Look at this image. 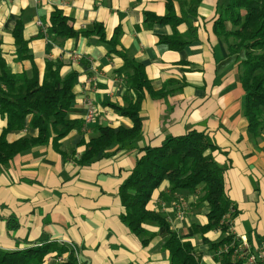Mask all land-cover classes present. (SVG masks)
I'll return each mask as SVG.
<instances>
[{
	"label": "crops",
	"instance_id": "obj_1",
	"mask_svg": "<svg viewBox=\"0 0 264 264\" xmlns=\"http://www.w3.org/2000/svg\"><path fill=\"white\" fill-rule=\"evenodd\" d=\"M228 2L202 0L195 12L185 13L174 0L175 13L185 20L178 28L190 40L184 49L175 50L161 41L172 34L171 26L148 15L167 14V0H0V53L10 69L31 74L36 67L43 76L46 61L54 60L61 64L62 74L76 70V98L68 116L82 122L59 141L52 136L48 144L35 145L0 168V248L16 250L56 240L73 243L83 264H171L164 229L147 225L158 234L144 244L121 220L118 192L144 147L196 129L208 133L219 147L215 157L226 168L228 195L237 208L232 231L264 257V128L259 134L249 130L242 69L230 42L216 28ZM56 8L70 18L77 36L63 40L48 32ZM20 18L32 60L16 59L13 29ZM96 24L103 25L104 40ZM116 33L117 46L111 43ZM118 50L142 63L153 89L165 94L154 97L146 92L140 111L142 132L136 141L124 147L113 144L82 164L81 155L98 125L133 126L132 119L109 105H125L133 96L125 75L118 72L124 64ZM86 99L97 110L88 129ZM5 125L1 119L0 133ZM26 134L36 136L38 131L27 126L8 138ZM202 195L201 189L171 191L165 181L148 208L166 218L182 239H190L204 264H219L215 251L194 230L208 222L209 206ZM204 236L219 241L222 231L214 229Z\"/></svg>",
	"mask_w": 264,
	"mask_h": 264
},
{
	"label": "trees",
	"instance_id": "obj_2",
	"mask_svg": "<svg viewBox=\"0 0 264 264\" xmlns=\"http://www.w3.org/2000/svg\"><path fill=\"white\" fill-rule=\"evenodd\" d=\"M174 0H167L168 13L164 16L148 14L154 22L170 25L173 32L161 39L170 48L182 50L189 44L186 33L180 32L178 25L184 22V15L174 11ZM202 0H179L185 13L195 12ZM187 6V8H186ZM70 18L56 8L50 15L48 32L62 39L75 37L79 31L70 24ZM226 22L229 28H226ZM101 39L105 33L102 24H96ZM225 31L221 33V28ZM218 33L230 41V51L237 54L239 67L242 69L240 80L245 90L244 114L249 130L259 134L264 128V0H229L224 9V16L216 22ZM16 45V59L32 60L29 40L24 35V23L17 20L13 29ZM116 36V37H115ZM111 43L119 44L116 33ZM117 51V49H115ZM118 52H121L118 50ZM243 56L241 57V54ZM124 64L118 71L125 75L127 89L133 94L125 105L109 104L121 115L133 121L131 128L123 126L117 129L110 125H98L97 135L86 143L80 163H89L98 158L113 144L133 143L142 132L140 111L146 92L151 96H163L165 90L155 91L148 78L145 66L121 52ZM62 66L54 60H47L43 76L35 67L14 72L0 53V120L6 125L0 133V168L9 165L16 155L35 145L48 144L69 135L82 126L78 119L68 116V111L76 98L75 84L78 77L76 70L66 74ZM30 127L38 134L22 135L15 140L9 134L23 131ZM85 143L84 140L80 144ZM218 145L211 136L198 130H190L182 135H167L157 146H146L143 154L136 160L129 176L119 187V197L124 212L121 219L130 230L148 244L158 233L148 230L147 225L164 229L167 234L164 249L169 253L171 264H204L202 257L195 251L190 239H182L173 230L159 212L150 210L148 204L154 192L168 181L171 191L179 189L195 192L203 191L202 200L209 206L208 222L195 225L194 230L203 235L211 250L215 251V260L219 264H245L243 258L235 253L239 239L232 231V217L237 212L236 206L228 195L226 168L215 157ZM220 229L222 238L212 241L204 236L207 232ZM226 247L227 249L221 250ZM54 252L57 255L68 254L66 262H50L47 259ZM0 264H77L73 250L66 243L56 240L30 245L21 249L6 250L0 248Z\"/></svg>",
	"mask_w": 264,
	"mask_h": 264
},
{
	"label": "built area",
	"instance_id": "obj_3",
	"mask_svg": "<svg viewBox=\"0 0 264 264\" xmlns=\"http://www.w3.org/2000/svg\"><path fill=\"white\" fill-rule=\"evenodd\" d=\"M85 104L87 106V113L85 116V125L84 127L88 129L89 124L93 121L96 113L95 106L93 102L90 99H86ZM237 238L240 240L239 244L236 245L235 253L237 254V257L243 258L245 261V264H264V257L262 254H259L254 251L252 244L249 242V240L245 237L236 235ZM70 245L74 249V244L70 243ZM224 249H227L226 247L222 248L221 250L224 251ZM57 255L52 254L48 257L47 260L55 258ZM57 259H63L66 260L65 255L59 256Z\"/></svg>",
	"mask_w": 264,
	"mask_h": 264
},
{
	"label": "rangeland",
	"instance_id": "obj_4",
	"mask_svg": "<svg viewBox=\"0 0 264 264\" xmlns=\"http://www.w3.org/2000/svg\"><path fill=\"white\" fill-rule=\"evenodd\" d=\"M231 41V39L229 40V42ZM94 104V103H93ZM95 106V105H94ZM95 109H96V106H95ZM96 113H97V110H96ZM96 113H95V117H96ZM95 117H94V119H95ZM93 119V120H94ZM82 156V155H81ZM122 220V219H121ZM68 245H69V247H70V249H72L73 250V255H74V257L76 258V260H77V264H83V261H82V258H81V256H80V253H79V251H78V248L74 245V249H73V247L70 245V243H68ZM67 253V252H66ZM64 254L65 255V258H66V260H64L63 261V259H57L59 256H63V254L62 255H57L55 258H53V259H50V260H47V263H50V262H66L67 261V259L68 258H70V256L68 255V254Z\"/></svg>",
	"mask_w": 264,
	"mask_h": 264
}]
</instances>
